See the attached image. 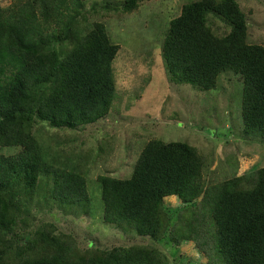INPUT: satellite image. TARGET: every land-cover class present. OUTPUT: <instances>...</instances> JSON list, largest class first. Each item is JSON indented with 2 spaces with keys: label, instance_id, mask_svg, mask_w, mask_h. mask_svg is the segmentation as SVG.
Wrapping results in <instances>:
<instances>
[{
  "label": "trees",
  "instance_id": "1",
  "mask_svg": "<svg viewBox=\"0 0 264 264\" xmlns=\"http://www.w3.org/2000/svg\"><path fill=\"white\" fill-rule=\"evenodd\" d=\"M88 1L0 5V147L18 150L0 155V264H180L188 243L207 264H264V166L240 175L236 165L231 176L210 183L214 156L147 128L149 134L137 133L127 143L136 155L128 157L133 170L98 178L105 224L137 233L144 243L82 249L55 224H35L34 206L58 205L80 216L90 202L87 176L70 168L69 159L49 162L35 127L76 131L112 114L121 47L99 17L132 15L147 0L87 8ZM160 50L171 85L209 92L221 74L237 76L242 138L246 144L264 141V45L249 42L239 0L184 3ZM168 198L183 207L168 209Z\"/></svg>",
  "mask_w": 264,
  "mask_h": 264
},
{
  "label": "rangeland",
  "instance_id": "2",
  "mask_svg": "<svg viewBox=\"0 0 264 264\" xmlns=\"http://www.w3.org/2000/svg\"><path fill=\"white\" fill-rule=\"evenodd\" d=\"M106 1L115 5L122 0H89L87 8L94 3L105 5ZM189 1L147 0L132 15L115 13L111 17H99L106 23L113 42L121 47L114 62L117 94L112 114L104 121L76 131L53 129L42 123L35 127L36 137L49 162L56 159L63 165L69 159L70 168H77L87 176L90 194L87 212L74 216L58 205H48L45 209L34 206L32 215L36 225L55 224L59 232L72 235L82 249L88 246L111 249L144 243L135 232L133 235L124 228L105 224L98 183L102 175L112 172V175L125 177L129 167L133 170L135 161L128 157L136 155H132L127 143L137 133L149 134L144 128L166 141L192 142L205 154L214 156L206 176L210 183L231 176V169L236 165L240 175L264 166V141L252 144L247 141L246 144L242 138L243 87L237 76L221 74L218 88L209 92L168 82L160 50L162 39L170 20L179 16L183 4ZM12 2L0 0V5L8 7ZM239 2L248 15L249 42L264 45V0ZM133 94L135 101L130 103L129 97ZM16 153L15 148L0 147V155ZM165 204L172 211L183 207L176 198L166 199ZM159 246L165 247L162 242ZM182 254L186 261L179 260L180 264H207L193 243L183 247Z\"/></svg>",
  "mask_w": 264,
  "mask_h": 264
}]
</instances>
